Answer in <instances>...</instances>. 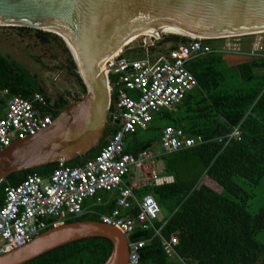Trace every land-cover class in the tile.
I'll list each match as a JSON object with an SVG mask.
<instances>
[{
  "label": "trees",
  "instance_id": "1",
  "mask_svg": "<svg viewBox=\"0 0 264 264\" xmlns=\"http://www.w3.org/2000/svg\"><path fill=\"white\" fill-rule=\"evenodd\" d=\"M8 28L23 35L33 33L41 45L55 41L37 30ZM176 42L182 41L163 39L157 45ZM205 42L213 44L216 40ZM136 52L132 51L134 56H141L140 53L135 55ZM32 59L45 67L36 56ZM232 60H236L234 80L225 74L230 59L224 55L210 54L189 61L186 69L196 79L197 88L175 109L155 114L147 129L135 131L125 142L124 152L136 154L152 147L159 140L162 129L168 126L182 129L187 137L201 136L209 140L202 146L163 158L165 171L175 177L174 184L141 191L143 195L151 194L159 206L170 213L162 234L178 240L177 249L189 264H264V245L256 240V235L264 232V206L254 214L247 210L248 201L254 196L252 189L264 178V57H235ZM65 69L80 87V96L84 95L77 66L69 65L66 59ZM110 84L109 111L113 112L122 89L114 87L111 80ZM4 89L8 92L7 97L31 99L35 93L43 95L48 105L44 113L53 119L59 115V110L70 104L66 94L52 101L37 74L0 52V91ZM3 105L4 101L0 100V107ZM237 126L239 140L227 144L217 142ZM116 129L117 126L109 124L97 148L66 165L80 167L93 159ZM55 163L8 175L0 183V204L4 203L6 187L18 185L30 175L44 179L52 173ZM204 176L215 182L221 191L201 184ZM236 179L242 180L247 188ZM114 204L115 197L96 212L108 213ZM95 215L98 216L88 214L67 223L100 222ZM149 236V231H136L132 239L144 240ZM162 248L159 240L152 239L141 250V264H183L170 262ZM111 251L109 240L93 237L53 249L24 264H104Z\"/></svg>",
  "mask_w": 264,
  "mask_h": 264
},
{
  "label": "built area",
  "instance_id": "2",
  "mask_svg": "<svg viewBox=\"0 0 264 264\" xmlns=\"http://www.w3.org/2000/svg\"><path fill=\"white\" fill-rule=\"evenodd\" d=\"M235 37L191 40L172 45L166 52H161L157 46L161 39L136 37L143 39L139 43L141 56L131 59V56L123 54L125 45L117 50L119 53L108 56L100 69L105 74L109 94L112 91L110 80L114 87L122 89L114 111L108 110L111 116L109 124L117 126L116 131L106 138L100 152L83 166L71 168L65 165V160H58L47 183L33 175L17 186L5 189L4 204L0 206V255L29 243L49 225L48 219L55 226L68 216H82L86 212L84 201L99 191L118 189L121 196L117 200L118 206L128 208L130 204L126 200L134 198L135 191L173 183L172 176L163 177L156 171L157 156L152 150L136 155L126 153L125 142L135 131L147 129L155 114L180 105L197 88L196 79L186 69L189 61L208 54H221L230 60L235 57H264V48L261 47L248 52L236 49L232 43ZM205 40L216 42L207 44ZM240 41L238 45L243 47L245 40ZM130 53L133 54L132 50ZM7 94L6 89L0 91V100L4 101L0 107L4 109L0 118V150L15 141L34 136L54 120L44 113L48 105L43 95L35 93L31 99H24L7 97ZM110 105L111 97L108 108ZM239 138L237 126L217 142L227 144ZM208 142L200 136L186 137L181 129L165 127L158 144L163 154H171ZM97 203H100L99 198ZM138 207L139 212L132 220L119 218L117 210L101 219L107 225L125 230L122 233L127 236L132 235L136 228L152 230L162 239L165 254L173 255L176 239H164L161 228L154 225L160 213L154 197L144 195ZM145 244V241L128 243L127 264H140L139 251Z\"/></svg>",
  "mask_w": 264,
  "mask_h": 264
},
{
  "label": "water",
  "instance_id": "3",
  "mask_svg": "<svg viewBox=\"0 0 264 264\" xmlns=\"http://www.w3.org/2000/svg\"><path fill=\"white\" fill-rule=\"evenodd\" d=\"M0 27L37 30L54 39L68 64L77 66L85 89L79 100L59 110L50 126L0 150L1 183L12 173L68 162L100 145L111 122L110 94L100 68L128 40L183 42L264 33V0H0ZM93 237L112 244L104 264L126 263L122 234L102 223L81 221L47 230L1 256L0 264H24Z\"/></svg>",
  "mask_w": 264,
  "mask_h": 264
},
{
  "label": "rangeland",
  "instance_id": "4",
  "mask_svg": "<svg viewBox=\"0 0 264 264\" xmlns=\"http://www.w3.org/2000/svg\"><path fill=\"white\" fill-rule=\"evenodd\" d=\"M234 36L237 37H235L232 43L236 46V49H241L242 52H248V50L258 49L259 47L264 48V33L250 34L243 38L239 35ZM142 40V38H137L125 45V47L122 48L123 54L126 53L127 56H131V59L137 58L138 56L131 54L130 50L137 51L135 55L141 54L139 43ZM162 40L163 39L159 42H162ZM240 40H245L243 47L242 44L240 46L238 45V42H241ZM178 43L182 42L162 43L161 46H159V50L161 52H166L168 47ZM0 52L21 63L31 73L37 74L46 89L47 96H49L52 101L63 94H66L65 98L69 103L74 102L77 97H81L80 87L65 69L66 57L56 41L48 45H41L34 37L33 33L23 35L14 29L0 27ZM117 52L119 53L120 51ZM32 56H36L45 67H41L34 62ZM235 65L236 60H230L225 70L226 76L232 80H234L237 75ZM157 150L158 145H155V151ZM155 166L158 173L164 171L161 161L158 160ZM236 182L247 188V185H245L242 180L236 179ZM201 184H205L211 190L221 191L220 187L207 177H204L203 181L201 180ZM252 191L254 196L248 201L247 210L251 214H254L260 207L264 206V178L261 179L259 184L254 187ZM169 217L170 213L166 209L161 208L158 219L166 220ZM256 240L264 245V232H259L256 235Z\"/></svg>",
  "mask_w": 264,
  "mask_h": 264
},
{
  "label": "crops",
  "instance_id": "5",
  "mask_svg": "<svg viewBox=\"0 0 264 264\" xmlns=\"http://www.w3.org/2000/svg\"><path fill=\"white\" fill-rule=\"evenodd\" d=\"M208 55H210V54H208ZM202 57V56H201ZM196 59V58H195ZM110 97H111V95H110ZM179 106V105H178ZM177 107V106H176ZM175 107V108H176ZM175 108H173V109H175ZM173 109H169V110H173ZM3 108H0V118L3 116V114H4V112H3ZM169 110H163V111H169ZM168 127H171V126H168ZM174 128V127H173ZM164 129V128H163ZM162 129V130H163ZM177 129V128H176ZM178 129H180V128H178ZM182 130V129H181ZM184 132V131H183ZM161 136V135H160ZM186 136V135H185ZM187 137V136H186ZM194 137H196V136H194ZM201 137V136H200ZM160 139V138H159ZM106 141V140H105ZM159 140L152 146V147H150V148H148V149H145V150H152L155 154H156V156H157V159H156V161H155V164H156V162L159 160V161H161L162 162V164H163V169H164V171L162 172V173H158L159 175H161V176H172L173 177V183H171V184H165V185H162V186H159V187H164V186H169V185H172V184H174V182H175V177H174V175L173 174H171V173H168L167 171H165V168H164V162H163V158L165 157V156H168V155H171V154H174V153H171V154H163L162 153V151L160 150V148H159ZM207 144V143H206ZM155 145H158V150L157 151H155ZM145 150H143V151H145ZM143 151H140V152H143ZM140 152H138V153H140ZM138 153H136V154H138ZM175 153H177V152H175ZM130 154H133V153H130ZM136 154H133V155H136ZM56 163H55V167H56ZM155 169H156V166H155ZM54 170V169H53ZM157 171V170H156ZM53 172V171H52ZM51 174L52 173H50V175L48 176V177H46V178H44V179H42V180H44V182L45 183H47L48 182V180H49V178H50V176H51ZM39 177V176H38ZM204 177H206V176H204ZM203 177V178H204ZM203 178H202V181H203ZM218 186V185H217ZM159 187H156V188H159ZM219 187V186H218ZM142 190H144V189H140V190H138L137 191V194H138V201L137 200H135V199H131V200H129L128 201V203L130 204V206L131 207H133V210L132 209H128V210H121V214H122V216L123 217H126V218H129V219H135L136 218V216H137V213L139 212V207H138V205H139V203H140V201H141V199H142V197L144 196V195H146V194H141V191ZM151 195V194H150ZM119 196V194H118V192H115V194H113L112 196H109V195H106V194H100L99 196H98V198L101 200V202H104V203H109L110 202V200L111 199H113L114 197H118ZM152 196V195H151ZM155 199V198H154ZM157 202V201H156ZM158 204V203H157ZM159 205V204H158ZM99 207H101V206H99V204L97 203V201L95 200V199H93V200H89L88 202H87V204H86V208H87V210L88 211H98V209L97 208H99ZM118 206H117V203L116 204H114V207H113V209H115V208H117ZM160 207V206H159ZM160 209H161V207H160ZM111 211H112V209L110 210V212H108V214H110L111 213ZM100 213H102V212H100ZM90 214H92V213H90ZM96 216V215H95ZM96 217H100V216H96ZM99 220H100V218H99ZM165 224H166V220L165 219H161V220H159V219H157L155 222H154V225H155V227H159V228H161L160 229V232H161V234H162V232H163V229H164V226H165ZM140 231H143V230H140ZM149 232H151V236H149V238H147V239H144V240H142V241H145L146 242V244L145 245H147L152 239H157V240H159L160 241V245H161V248H162V239L160 238V237H158V236H155L154 235V232L152 231V230H148ZM162 237L164 238V239H168V240H170V239H172V238H174V236H169V237H165V236H163V234H162ZM177 245H178V240H177V243L173 246V257L171 256V257H169L167 254H164V252H163V249L164 248H162V252H163V254L164 255H166L165 257L170 261V262H173V263H176L177 261L178 262H180V263H183V264H189L187 261V259L185 258V261H184V257L181 255V253L178 251V249H177ZM183 257V258H182Z\"/></svg>",
  "mask_w": 264,
  "mask_h": 264
},
{
  "label": "bare ground",
  "instance_id": "6",
  "mask_svg": "<svg viewBox=\"0 0 264 264\" xmlns=\"http://www.w3.org/2000/svg\"><path fill=\"white\" fill-rule=\"evenodd\" d=\"M231 37H235L234 35H232ZM135 38H133V39H130V40H128L127 41V43H125V45H127V44H129L131 41H133ZM116 53H117V51H116ZM65 165H66V161H65ZM57 166V165H56ZM67 167H71V166H68V165H66ZM71 168H73V167H71ZM52 175V174H51ZM30 176H33V175H30ZM37 176V175H36ZM50 179V178H49ZM25 180V179H24ZM23 180V181H24ZM22 181V182H23ZM3 182V181H2ZM1 182V183H2ZM21 182V183H22ZM19 185V184H18ZM15 186H17V185H15ZM15 186H8V187H15ZM8 187H6V188H8ZM5 188V189H6ZM115 192H118V194H119V196L118 197H115L116 198V203H117V200H118V198L119 197H121L120 196V191L118 190V189H116V190H114L113 192H111V191H109V192H107V191H99V192H97L93 197H89V198H87L85 201H84V204H83V208H84V210L86 211L82 216H68L64 221H58L59 223L58 224H56L55 226L52 224V221L50 220V219H48V220H46L48 223H49V225L44 229V230H42L41 232H39L36 236H34V238L33 239H35L36 237H38L40 234H42V233H44V232H46L47 230H49V229H51V228H56V227H58V226H63L64 224H69V223H67V221H69V220H71V219H76V218H83V217H85L86 215H88V214H90V213H92V214H97L98 216H100L99 218H100V222H98V223H102V224H104V225H107V224H105V223H103V221H102V216H109L114 210H117L118 212H119V218H122V219H125V220H132V219H129V218H126V217H123L122 216V214H121V210L123 209V210H128V209H132L133 210V207H131L130 205H129V207L128 208H125V207H120V206H118V203H117V208H115V209H112V211H111V213L110 214H108V213H100V212H96V211H87V208H86V204H87V202L89 201V200H93V199H95L96 201H97V199H98V196L100 195V194H106V195H109V196H112L113 194H115ZM131 199H135V200H137L138 201V194H137V191H135L134 192V198H129V199H127L126 201H127V203H128V201L129 200H131ZM113 199H111L110 200V202L112 201ZM109 202V203H110ZM109 203H104V202H101V200H100V203H98L99 204V206H106V205H108ZM4 204V203H3ZM3 204H0V206H2ZM77 222H81V221H77ZM93 222H97V221H93ZM73 223H75V222H73ZM107 226H110V225H107ZM111 228H114L116 231H118V233H120V234H122L123 235V237L125 238V240H126V244H127V249H128V243L130 242V241H136V242H138V241H142V240H133L132 239V236L134 235V233L136 232V231H140V229L139 228H136V230L134 231V233L132 234V235H130V236H127L126 234H124V233H122V232H124L123 230H121L120 228H118V227H116L115 225H111L110 226ZM32 239V240H33ZM31 240V241H32ZM30 241V242H31ZM29 242V243H30ZM29 243H27V244H29ZM27 244H25L24 246H26ZM66 245V244H65ZM24 246H21V247H19V248H16V249H13V250H11V251H9V252H7V253H5V254H8V253H10V252H12V251H14V250H17V249H20V248H22V247H24ZM64 246V245H63ZM61 247V246H60ZM59 248V247H58ZM141 250L142 249H140V251H139V260H140V264H141V258H140V253H141ZM5 254H2V255H0V257L1 256H3V255H5ZM128 254H129V250H128ZM172 257H173V255H171ZM170 256V257H171ZM127 262H128V255H127V261H126V263L125 264H127Z\"/></svg>",
  "mask_w": 264,
  "mask_h": 264
}]
</instances>
